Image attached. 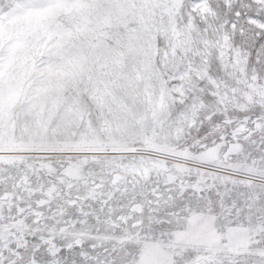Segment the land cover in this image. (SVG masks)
Instances as JSON below:
<instances>
[{
	"label": "snow or ice",
	"instance_id": "snow-or-ice-1",
	"mask_svg": "<svg viewBox=\"0 0 264 264\" xmlns=\"http://www.w3.org/2000/svg\"><path fill=\"white\" fill-rule=\"evenodd\" d=\"M0 264H264V0H0Z\"/></svg>",
	"mask_w": 264,
	"mask_h": 264
}]
</instances>
